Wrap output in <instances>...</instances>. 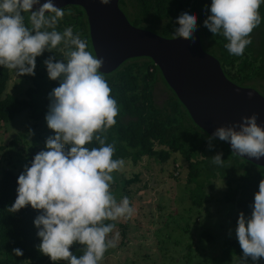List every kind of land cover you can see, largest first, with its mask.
<instances>
[{
  "label": "clouds",
  "instance_id": "clouds-1",
  "mask_svg": "<svg viewBox=\"0 0 264 264\" xmlns=\"http://www.w3.org/2000/svg\"><path fill=\"white\" fill-rule=\"evenodd\" d=\"M99 2L109 4L110 0ZM38 3L0 0V66L17 75H35L36 58L45 51L53 52L63 44L64 57L55 62L53 56L44 60L49 79L59 81L49 93L45 116L47 127L55 134L46 138V150L39 151L18 176L10 211L26 206L40 211L33 221L40 238L38 249L51 261L101 264L105 253L118 245V232L109 238L115 222L131 218L135 212L128 197L117 201L111 190L113 174L126 168L123 158L113 159L115 143L107 142L119 107L100 71L103 58L93 55L87 41L71 27L57 31L65 16L62 8L46 0L33 11ZM262 3L264 0H211L203 24L212 35L220 34L228 41L225 47L231 55L242 56L252 43L251 33L261 23ZM177 23L174 38L194 43L197 17L184 12ZM217 138L228 142L233 153L264 157V127L257 123L255 113L242 117L238 125L217 127L207 138L210 150ZM93 142L98 147L89 148ZM212 163L224 167L221 153L212 157ZM236 236L245 264L249 258L253 264L264 259V179L254 194L250 217L242 211L238 215ZM74 244L83 246L79 257L70 251ZM13 252L23 255L19 248Z\"/></svg>",
  "mask_w": 264,
  "mask_h": 264
},
{
  "label": "trees",
  "instance_id": "trees-1",
  "mask_svg": "<svg viewBox=\"0 0 264 264\" xmlns=\"http://www.w3.org/2000/svg\"><path fill=\"white\" fill-rule=\"evenodd\" d=\"M127 1L118 0V4L131 24L151 29L164 37H174L179 15L184 12L194 14L197 17L196 33L200 36L203 49L219 60L226 77L238 85L253 87L264 95V3L259 8L261 23L251 33L252 43L245 48L242 56H235L225 47L228 41L220 34L212 35L203 24L209 14L206 9L211 0ZM60 8L65 16L59 21L57 31L63 32L71 27L74 34L79 33L81 39L87 41L88 50L95 55L85 10L76 4ZM25 23L28 24V14H25ZM62 49L63 44L53 52L45 51L36 58L35 75H30L32 85L25 89L24 96L6 93L10 69L0 66V122L10 121L24 110L34 120L46 116L49 93L57 87L58 80L49 79L44 60L49 56L54 57L53 62L62 60ZM102 74L119 107L117 122L107 133V142L115 143L113 159L123 158L125 162L137 165L143 158L162 163L178 154L186 163V183L191 185L187 187V193L193 204L202 205L206 201L205 186L220 178L227 185L224 199L241 209L245 217L251 215L254 194L258 191L260 180L264 179V166L237 156L217 139L213 140L214 147L210 150L207 146L210 135L193 122L149 57L127 59L115 70ZM158 77L170 91L161 104L156 103L154 98V84ZM45 142L34 140L31 143L20 170L1 169L0 264H68L67 261L53 262L39 251L40 238L33 223L40 214L39 210L26 206L15 213L10 211L17 196L18 176L25 165L30 166L39 151L46 150ZM88 147L98 145L93 142ZM217 153H221L224 167L212 163V157ZM138 179L139 174H135L132 179H124L123 182L130 184ZM15 248L22 249L23 255L16 256L13 252ZM70 251L79 257L83 254V246L74 244ZM212 260L214 264H242L238 240L224 238L219 254Z\"/></svg>",
  "mask_w": 264,
  "mask_h": 264
},
{
  "label": "rangeland",
  "instance_id": "rangeland-1",
  "mask_svg": "<svg viewBox=\"0 0 264 264\" xmlns=\"http://www.w3.org/2000/svg\"><path fill=\"white\" fill-rule=\"evenodd\" d=\"M29 85L30 75L10 70L5 91L24 96ZM169 93L158 77L154 84L156 103L161 104ZM54 134L45 117L34 120L26 110L0 122V172L2 168L20 170L31 143L46 141ZM186 171L185 161L174 154L162 163L147 158L137 165L126 162L124 172L113 174L111 190L117 201L128 197L135 212L131 218L115 222L109 238L118 232L120 239L116 248L105 253L101 264H214L212 258L219 254L224 238L238 240L236 226L241 209L224 199L225 181L217 178L206 185V201L198 206L188 196L187 187L191 185L186 183ZM135 174H139L137 181L123 182ZM247 264H253L250 258ZM258 264H264V259Z\"/></svg>",
  "mask_w": 264,
  "mask_h": 264
},
{
  "label": "water",
  "instance_id": "water-1",
  "mask_svg": "<svg viewBox=\"0 0 264 264\" xmlns=\"http://www.w3.org/2000/svg\"><path fill=\"white\" fill-rule=\"evenodd\" d=\"M45 2L39 0L32 10ZM52 3L56 7L76 4L85 10L94 54L104 60L101 72H111L133 57H149L193 122L208 135L219 126L238 125L242 117L254 113L257 123L264 127V95L228 79L219 60L203 49L198 33H194L193 43L135 26L119 7L118 0H110L109 4H101L99 0H52ZM221 142L231 150L228 142ZM236 155L264 166V157Z\"/></svg>",
  "mask_w": 264,
  "mask_h": 264
},
{
  "label": "flooded vegetation",
  "instance_id": "flooded-vegetation-1",
  "mask_svg": "<svg viewBox=\"0 0 264 264\" xmlns=\"http://www.w3.org/2000/svg\"><path fill=\"white\" fill-rule=\"evenodd\" d=\"M70 5H72V4H68V5H66V6H70ZM74 5V4H73Z\"/></svg>",
  "mask_w": 264,
  "mask_h": 264
}]
</instances>
